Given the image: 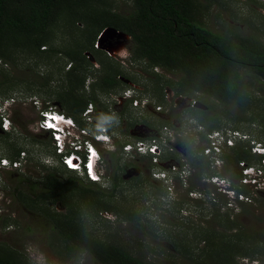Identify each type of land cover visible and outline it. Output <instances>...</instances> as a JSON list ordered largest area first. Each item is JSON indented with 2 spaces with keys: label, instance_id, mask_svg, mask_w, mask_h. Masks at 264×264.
Wrapping results in <instances>:
<instances>
[{
  "label": "rangeland",
  "instance_id": "obj_1",
  "mask_svg": "<svg viewBox=\"0 0 264 264\" xmlns=\"http://www.w3.org/2000/svg\"><path fill=\"white\" fill-rule=\"evenodd\" d=\"M192 1L196 5L208 6L202 20V25L207 30L218 34L227 32L257 38L264 45L263 2ZM101 5L100 7L114 13L123 14L131 4L129 0H105ZM81 30L82 25L79 23L74 26L70 23L69 27H64L62 21H58L51 35V48L60 50L74 45L82 46L84 39ZM99 35L92 41V48L99 53L97 58L102 59V54L108 57L105 68L115 69L120 76H115L118 83L109 93H96L101 104L98 111L105 117L95 119L97 113L91 105L90 116L82 117V112L79 115L83 126L76 125L87 130L90 135L105 128L110 143L100 145L92 142L99 154L105 175V181L95 186L108 191L112 180V193L115 194L111 199L104 198V202L113 203L108 206L117 210L123 209V206L128 209L131 207L141 224L136 226L123 221L120 212L115 215L104 211L95 213L92 210L90 215L83 216L87 215L85 207L77 203V194L73 193L72 204L82 218L90 237L105 244L122 247L131 255L146 261L169 264L170 260L160 254L161 250L173 254L164 238L168 222L189 221L205 226L204 222L212 209H219L218 213L228 212L230 219L237 220L242 227L250 225L264 231V217L260 209L255 210L254 204L245 201L243 197L240 200L238 196L234 198L231 193L224 194L230 182L222 173V164L212 166L211 160L207 158L210 176L206 174L203 178L197 176L195 167L191 165L189 157L198 156L194 147L205 146L200 136L204 131L203 127L185 110L192 105L198 108L194 97L174 94L167 84L175 78L172 73L161 68H149L143 61H131L127 37L112 29H108L100 37ZM23 50L16 48L8 60H4V63L0 60V103L9 104L7 109L10 110L9 131L5 132L0 128L1 132L8 133L2 136L0 133V159L10 161L9 158L15 149L19 150L18 154H25V163H20L19 169H0V246L15 251L24 264H99L82 251L67 257L63 244L42 219V203L37 200L38 195L30 194L25 183L18 182L20 175L35 180L47 169H63L56 163L57 158L53 155L49 143L45 145L46 134L33 133L32 125L38 119L41 109L59 112L53 104V96H47L46 91H56L63 83V73L68 67L66 60L58 55H34L32 51ZM83 55L92 67L84 75L83 91L88 93V85L94 80L93 77L97 76L96 70H100V67L96 56L93 57L88 52H83ZM247 76L252 83L249 95L254 100L262 101L261 104L248 108L244 114L232 107L222 109V120L216 130L234 129L248 135L253 141L264 144V82L253 79L251 73ZM69 80L75 83L74 78ZM126 90L139 105H146L134 108L131 107V102L122 101L120 96ZM165 91L168 97L173 93L177 100L165 101ZM156 106L161 107L162 112L154 111ZM248 119L251 120L250 123L247 122ZM93 120L96 121L95 124ZM165 120L168 125L159 126ZM133 121L155 124L152 128L142 124L128 128V124ZM163 127L167 130L164 131ZM31 137L38 141L32 140ZM150 138L156 139L160 145V153L155 160L148 155H133L122 152L121 148L118 150L122 144L147 142ZM189 146L191 149L186 153L184 149ZM144 158L150 159V180L146 174ZM131 163L136 164L138 168L130 166ZM172 167H175V172L171 170ZM67 175L78 177L75 173L66 172L61 177L65 178ZM211 176L217 177L218 181L213 183L215 179L211 180ZM246 188L253 192L248 186ZM48 208L54 212H63L57 204L49 205ZM255 217L263 222H253L252 218ZM179 260L178 256L173 258L175 264L181 263ZM242 263L264 264V258L255 262L243 260Z\"/></svg>",
  "mask_w": 264,
  "mask_h": 264
},
{
  "label": "trees",
  "instance_id": "obj_2",
  "mask_svg": "<svg viewBox=\"0 0 264 264\" xmlns=\"http://www.w3.org/2000/svg\"><path fill=\"white\" fill-rule=\"evenodd\" d=\"M104 1L0 0V60L4 63L16 48L32 51L34 55L51 53L65 59L68 67L63 73V83L55 92L48 90L46 94L53 96V104L59 112L72 118L80 127L83 123L79 115L87 105H93L97 113L95 119L105 117L98 111L101 104L96 93L107 94L118 83L115 76H120V73L115 69L105 68L109 58L103 54L102 59L97 58L99 53L92 48L95 36L100 34V37L108 29L128 38L131 61H143L149 68H161L172 73L175 78L167 84L174 94L192 96L205 108L185 109L203 127V134L218 128L222 120V109L232 107L244 114L248 108L261 104L262 101L254 100L249 95L252 83L247 75L251 73L253 79L264 82V45L257 38L227 32L218 34L204 28L202 20L208 10L207 5H196L192 0H129V9L118 14L100 7ZM60 20L64 27H69L70 23L73 26L78 23L82 25V46L74 45L60 50L51 48L54 25ZM83 52L96 56L100 67V70H96L97 76L88 85V93L83 91L84 75L92 67L85 60ZM70 78H74L75 83ZM250 121L247 120L249 123ZM93 123L96 121L93 120ZM139 124L152 128L155 123L133 121L128 124V128ZM162 124L168 125V121H163L159 126ZM0 133L1 136L8 135ZM200 136L204 141V136ZM31 139L38 141L35 137ZM44 141L47 145V135ZM204 147H194L198 156L189 157L199 178L210 174L207 157L202 155ZM119 148L120 146L118 150ZM190 149V146L185 147L184 151L188 153ZM222 151L224 152L219 158L222 173L230 182V185L227 184V191L235 196L243 195L248 198L256 207L255 210L260 209L264 217V191L251 192L246 186H242L241 168L238 166V163H244L245 166L257 165L264 155H252L248 142L236 143ZM18 152L15 149L9 159L16 158ZM144 160L150 180V159ZM130 166L137 167L134 163ZM64 172L72 173L53 168L45 170L35 180L20 175L18 182L25 183L30 194L38 195L37 200L42 203V219L63 244L67 257L82 251L99 264H155L131 255L122 247L93 239L76 212L72 204L73 193L77 194V203L85 207L87 215L83 216L90 215L92 210L95 213L104 211L115 215L120 212L123 221L139 226L141 223L131 207L128 209L123 206V209L117 210L108 206L113 203L104 202V198L111 199L115 194L112 193L113 181L111 180L110 189L104 191L95 186V183L74 175L62 178ZM91 189L95 191H90ZM30 201L34 202L33 199ZM52 204H57L63 212L50 210L48 207ZM218 212L219 209H212L204 222L205 226L189 221L168 222L164 238L173 254L161 250V256L169 259V264H175V256L181 260L179 264H243V259L255 262L264 258V231L250 225L242 227L237 220L230 219L228 212ZM252 220L255 223L263 222L257 217ZM0 264L24 262L15 251L0 246Z\"/></svg>",
  "mask_w": 264,
  "mask_h": 264
},
{
  "label": "built area",
  "instance_id": "obj_3",
  "mask_svg": "<svg viewBox=\"0 0 264 264\" xmlns=\"http://www.w3.org/2000/svg\"><path fill=\"white\" fill-rule=\"evenodd\" d=\"M264 3V0H259ZM171 92V91H170ZM172 93V92H171ZM131 94L128 90L123 92L120 96L122 101L131 102V107H144L146 103L141 105L135 99H132ZM165 101L169 99L177 100L172 93L169 97L167 92H164ZM121 102V101H120ZM193 103V102H192ZM9 104L3 102L0 103V128L7 132L9 131ZM35 105V104H33ZM88 106V107H87ZM82 111V117H88L92 113L91 105H87ZM191 107H194L192 105ZM198 108L205 110L203 106L198 103ZM154 111L162 112V108L156 106ZM58 116L63 117L64 121H71V124L64 122L57 123L54 120H50L49 117ZM48 123H53L56 125L55 128L49 129L46 125ZM5 124L7 126L5 127ZM33 126V133H45L47 135V141L52 148L53 155L57 158L55 161L66 171L75 173L80 179L98 184L105 181V175L101 166V161L99 154L92 144V142L104 145L109 144V137L105 134V128L97 130V132L87 134V130L84 128H79L72 118L65 116L64 114L57 112L52 109H41L38 112V119L35 121ZM164 131L167 130L166 127L162 128ZM200 130V127L198 126ZM204 136L205 147L202 151V155L211 160L212 166H217L221 164L218 158L221 151L225 148H230L236 143H247L249 152L252 155H264V144L250 140L249 136L243 134L234 129H225L223 131L213 130L208 133H201ZM200 134V135H201ZM60 137L57 140V137ZM199 133H198V143H199ZM121 151L124 153H131L133 155H148L156 159L160 153V145L156 139L150 138L145 141H137L134 144H122L120 146ZM108 150V149H106ZM71 160L77 167H70L68 161ZM7 163H4V162ZM25 163V154L20 152L18 156L10 161L0 159V169H5L7 171L17 170L20 168L21 164ZM241 168V179L240 183L244 186H248L253 192L264 191V158H261L259 164L252 166H245L244 163H238ZM173 172L176 171L175 167L171 169ZM213 183L217 182L218 179L213 177ZM225 195H234L231 191H225ZM241 200L243 197L245 201H249L248 198L243 195H234ZM244 260V259H243ZM241 260V262L243 261Z\"/></svg>",
  "mask_w": 264,
  "mask_h": 264
},
{
  "label": "snow or ice",
  "instance_id": "obj_4",
  "mask_svg": "<svg viewBox=\"0 0 264 264\" xmlns=\"http://www.w3.org/2000/svg\"><path fill=\"white\" fill-rule=\"evenodd\" d=\"M49 119H50V120H54V121H56L57 123L64 122V123H67V124H71V121H64V120H63V117L51 116V117H49ZM6 126H7V124H5V127H6ZM46 126H47L49 129H53V128L56 127V125L53 124V123H48ZM59 139H60V137L58 136V137H57V140H59ZM4 163H7V162L5 161ZM68 163H69V166H70V167H77V165H74V164L72 163L71 160H69Z\"/></svg>",
  "mask_w": 264,
  "mask_h": 264
},
{
  "label": "clouds",
  "instance_id": "obj_5",
  "mask_svg": "<svg viewBox=\"0 0 264 264\" xmlns=\"http://www.w3.org/2000/svg\"><path fill=\"white\" fill-rule=\"evenodd\" d=\"M108 121L106 120L105 123H107Z\"/></svg>",
  "mask_w": 264,
  "mask_h": 264
},
{
  "label": "water",
  "instance_id": "obj_6",
  "mask_svg": "<svg viewBox=\"0 0 264 264\" xmlns=\"http://www.w3.org/2000/svg\"><path fill=\"white\" fill-rule=\"evenodd\" d=\"M105 31H107V30H105ZM105 31H103V33H104ZM103 33H102V34H103Z\"/></svg>",
  "mask_w": 264,
  "mask_h": 264
}]
</instances>
